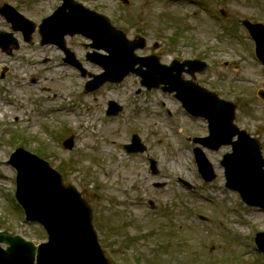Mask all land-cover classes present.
Wrapping results in <instances>:
<instances>
[{
    "label": "rangeland",
    "instance_id": "374dc122",
    "mask_svg": "<svg viewBox=\"0 0 264 264\" xmlns=\"http://www.w3.org/2000/svg\"><path fill=\"white\" fill-rule=\"evenodd\" d=\"M83 1L109 14L129 40L146 36L148 46L138 56L154 55L165 65L173 55L179 61L206 59L209 72L195 82L237 106L235 124L258 140L264 157V104L257 97L264 90V68L254 60V43L241 26L243 21L264 24V0H200L223 27L197 8L168 0H128L127 5ZM41 5L28 17L35 23L50 15L58 1ZM7 28L0 20V30ZM67 41L88 72L100 73L85 60L86 53H93L89 40ZM18 42L10 57L0 51V76L6 70L0 96L7 100L0 106L9 105L7 115L0 112L5 117L0 119V232L21 235L36 245L46 241L40 226L25 223L14 201L16 172L7 162L20 146L49 162L90 203L99 242L114 264H261L254 240L256 233H264V212L246 206L225 187L222 162L230 146L212 151L192 141L208 135L206 121L188 116L173 94L147 91L134 75L85 93L87 79L64 63L56 66L61 65L59 51L41 47L38 38L28 45ZM18 65L34 76L17 73ZM13 89L19 92L16 97L10 96ZM22 89L31 93L22 97ZM23 98L24 106L19 102ZM109 100L123 107L117 117L105 115ZM16 102L22 114L13 109ZM134 134L146 151L128 157L122 147ZM70 138L74 148L66 150L62 144ZM194 148L204 149L212 164L215 179L209 184L197 171ZM148 159L155 161L154 174ZM179 179L196 192L185 190ZM138 201L153 202L158 214L132 205Z\"/></svg>",
    "mask_w": 264,
    "mask_h": 264
},
{
    "label": "water",
    "instance_id": "95a60500",
    "mask_svg": "<svg viewBox=\"0 0 264 264\" xmlns=\"http://www.w3.org/2000/svg\"><path fill=\"white\" fill-rule=\"evenodd\" d=\"M62 1L63 6L44 20L39 28L43 44L61 47L64 35L82 34L94 41L93 47L110 53L104 62L98 63L105 69V74L96 77L87 90L97 89L105 82H120L130 72L139 74L143 78L142 84L148 89L166 84L161 79L158 81L161 71L155 66H149L146 73L133 69L137 62L144 65L133 57L135 49L143 48L142 42L127 46L120 33L111 30L104 18L74 4L72 0ZM12 22L18 21L15 19ZM243 25L255 41L256 56L264 65V26L247 21ZM187 85L177 82L164 90L177 91L176 98L187 112L209 123V137L194 142L214 151L221 146H231L232 154L226 155L222 162L228 186L238 191L245 203L264 208V161L256 141L233 125L235 107L215 94ZM259 97L264 101V92H259ZM120 110V107L110 103L108 115H116ZM236 136L238 139L233 142ZM139 143V138L133 136L132 144L125 147L126 152H144L145 148ZM65 146L72 148V140H68ZM194 153L202 177L211 181L214 175L210 164L200 149H195ZM20 155L27 160L24 162ZM10 164L18 172L16 198L25 210L26 221L40 224L48 234V242L35 248L20 237L0 233V245L7 246L5 250L0 246V264H111L97 243L89 204L81 199L73 186H64L60 176L47 163L22 150L12 155ZM151 170L155 172L153 161ZM256 243L264 251V234L257 235Z\"/></svg>",
    "mask_w": 264,
    "mask_h": 264
},
{
    "label": "flooded vegetation",
    "instance_id": "af4514ba",
    "mask_svg": "<svg viewBox=\"0 0 264 264\" xmlns=\"http://www.w3.org/2000/svg\"><path fill=\"white\" fill-rule=\"evenodd\" d=\"M4 0H0V6L6 2H8L9 4H11L20 14H22L24 17L28 18L30 16V14L32 13L33 9L36 8L35 5L38 4L39 0H9V1H4ZM42 1V0H41ZM44 1V0H43ZM42 1V2H43ZM25 5V9H23ZM29 7V9L27 8ZM34 12V11H33ZM29 19V18H28ZM0 20L5 24V20L2 19L0 17ZM5 31H9V27L7 28V30H0V32L2 34L5 33ZM17 34H19L18 36H22L21 32H17ZM15 34V35H17ZM19 37V38H20Z\"/></svg>",
    "mask_w": 264,
    "mask_h": 264
},
{
    "label": "bare ground",
    "instance_id": "6f19581e",
    "mask_svg": "<svg viewBox=\"0 0 264 264\" xmlns=\"http://www.w3.org/2000/svg\"><path fill=\"white\" fill-rule=\"evenodd\" d=\"M32 55H33V54H32ZM19 56H21V55L19 54ZM33 56H34V58H35V57H38V55H33ZM26 57H29V56L26 55ZM27 71H28V70H26V72H27ZM16 72H17V73H19V72L21 73V72H22L23 74L26 73V72L23 71V69H22L21 66H17V68H16ZM26 76L33 77L34 74H30V75L26 74ZM10 92H11L10 96H12V97H16L15 95H17V94L19 93V92L15 91L14 89L11 90ZM20 93H22V95H23L22 97H24L27 93H31V90H29V89H22V90L20 91ZM29 99H30V98H29ZM1 101H3V100H0V102H1ZM19 102L22 104V106L25 105V100H24V98L22 99V101H19ZM20 103H17V102L14 103V104H13V109H15L17 112H20V114H22V113H23V108L19 110V104H20ZM0 104H1V103H0ZM7 106H9V105L3 104V105L0 106V112H1V113H5L4 116L7 115V113H6V108H7ZM11 112H14V111L11 110ZM20 114H19V115H20ZM4 116H3V115L0 116V119H1L2 121L5 120V117H4ZM32 120L34 121V120H36V119L33 118ZM32 120H31V121H32Z\"/></svg>",
    "mask_w": 264,
    "mask_h": 264
}]
</instances>
